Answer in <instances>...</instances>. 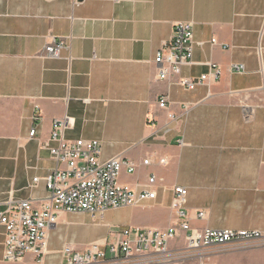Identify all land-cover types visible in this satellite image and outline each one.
Masks as SVG:
<instances>
[{"label": "crops", "instance_id": "1", "mask_svg": "<svg viewBox=\"0 0 264 264\" xmlns=\"http://www.w3.org/2000/svg\"><path fill=\"white\" fill-rule=\"evenodd\" d=\"M180 22L194 25L195 41L182 77L208 73L210 63L221 71L195 91L158 79L154 64ZM53 38L66 41L59 58L45 56ZM65 118L67 139L98 140L102 161L121 156L137 165L121 174L122 185L141 190L151 175L159 180L149 205L104 218L166 229L178 222L171 205L181 186L192 229L264 239V0H0V212L49 196L46 179L57 163L39 140ZM78 215L88 214L63 213L59 224ZM50 238L42 264H66ZM4 243L0 227V264H14L4 260ZM15 264L39 263L29 254Z\"/></svg>", "mask_w": 264, "mask_h": 264}, {"label": "built area", "instance_id": "2", "mask_svg": "<svg viewBox=\"0 0 264 264\" xmlns=\"http://www.w3.org/2000/svg\"><path fill=\"white\" fill-rule=\"evenodd\" d=\"M211 43L215 45L217 40L212 39ZM194 45V25L176 23L172 40L162 44L154 59L158 79L176 83L187 91H195L207 85L211 79L218 80L221 71L214 63L209 64L208 73L199 77H182L183 68L194 64ZM65 48L64 39L53 38L45 47V56L59 58ZM233 69L244 72L243 65H233ZM168 105V97H162L159 107L166 109ZM170 119L173 120L172 115ZM39 120L41 114L37 112L34 121ZM70 126L68 118L54 121L50 138L47 141L39 140L40 146L48 150L57 163V168L46 179L49 196L37 203L32 200L12 202L5 211L0 212V227L4 229L5 237L4 260L9 263L22 262L27 255L33 254L42 264L49 233L59 225L63 213L104 217L111 210L146 207L157 198L155 186L159 180L155 175L149 177L147 185L141 190L122 185L119 182L121 174L124 171L134 173L137 165L121 156L102 161L100 141L69 140L65 132ZM37 134L35 125L29 137L38 139ZM149 163V159L143 162L144 165ZM166 163V159L160 160V164ZM39 180L35 178L34 184ZM173 193L171 208L178 220L177 224L166 229L125 227L114 235L112 241L106 239L101 243H91L83 251L65 244L57 253L66 264H164L152 255L166 253L170 243L178 239L181 233L192 250L262 238L259 232L192 229L186 208L188 190L177 186ZM198 217L203 218L204 212L200 211Z\"/></svg>", "mask_w": 264, "mask_h": 264}, {"label": "rangeland", "instance_id": "3", "mask_svg": "<svg viewBox=\"0 0 264 264\" xmlns=\"http://www.w3.org/2000/svg\"><path fill=\"white\" fill-rule=\"evenodd\" d=\"M69 219L74 223L61 221L51 231L52 248L61 249L65 244H69L76 250L83 251L91 243H101L106 239L114 240V235L121 228H125V219L115 213L106 218L78 215ZM98 237L104 238L101 241H94ZM220 255L237 256L232 264H264V239L237 241L223 246L192 250L188 248L184 236L180 234L178 239L170 243L166 253L152 256L164 264H214Z\"/></svg>", "mask_w": 264, "mask_h": 264}]
</instances>
